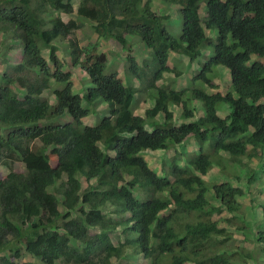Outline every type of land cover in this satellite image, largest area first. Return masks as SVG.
I'll list each match as a JSON object with an SVG mask.
<instances>
[{"label": "trees", "instance_id": "obj_1", "mask_svg": "<svg viewBox=\"0 0 264 264\" xmlns=\"http://www.w3.org/2000/svg\"><path fill=\"white\" fill-rule=\"evenodd\" d=\"M74 1L0 0V264H32L25 255L42 264L264 258V202L259 220L241 216V200L264 195V0ZM175 6L179 36L167 27ZM80 22L129 54V75L147 93L143 104L153 105L144 115L136 113L140 89L117 71L106 74L108 56L95 42L84 45ZM128 37L152 51L146 69ZM205 49L199 88L158 86L165 73L179 75L170 52L194 62ZM76 67L92 83L85 91L74 90ZM195 101L203 107L196 120ZM101 104L108 114L86 126ZM172 105L183 110L179 123ZM171 148L175 157L158 172L147 155ZM228 224L242 246L232 244Z\"/></svg>", "mask_w": 264, "mask_h": 264}, {"label": "rangeland", "instance_id": "obj_2", "mask_svg": "<svg viewBox=\"0 0 264 264\" xmlns=\"http://www.w3.org/2000/svg\"><path fill=\"white\" fill-rule=\"evenodd\" d=\"M74 4H75V7L77 8V6L79 4V1L75 0ZM64 18H65V20H69V18H77V14H75L73 16L64 15ZM172 20L175 23H172L171 25H169V23H167V27L169 29V32L172 33L175 36H179L181 34V31H182V16H181V14H180V17H178V18L172 17ZM80 23H83V26H85V29L81 33V37H82V35L84 37L86 36L85 37L86 38V43L84 45L89 43L90 40H91L90 42H94L96 40V37H95L96 35L91 36L92 34H91V31H90V28H89L90 24H87L88 22H80ZM131 44L135 47V51L137 52V54L139 56L141 65L144 66V64H146V62L149 60V53H147L145 51V47L143 46L140 38H138V37L133 38L132 37L131 38ZM100 45H101V47H103V49L106 52L109 53V56L112 59H114L115 57L117 58V61H118L117 63L115 61H112V62L118 66L119 71H123L125 63H124V58L122 57V54H121V49L115 43H113L112 41H107V42H104L103 44H100ZM4 47L5 46L3 45L2 35H1L0 36V51H2L4 49ZM151 55L152 54H150V56ZM177 59L180 60L181 62H184V63L186 62L183 58H180V57H177L175 55H172L171 59H170L171 66H175L178 63ZM207 59H208V57H205L204 59H202V60H200L198 62H195L191 66V68H189V69H187L186 64H185V66L182 65L181 69L185 73V79H186L187 83L191 82V79L193 78V76H195L200 71V67L202 66V64ZM154 61H155V59H154ZM188 64L189 63H187V65ZM3 70H6L5 66H3ZM113 71L114 70L112 69L111 65H109V67L107 68L106 74H110ZM167 77H169V75H167ZM85 82H87V84H89L88 87H90L91 84H92L91 82H89V80H86ZM164 83H165V80H164ZM167 83H168V81H167ZM83 105L85 107L89 108V109H92V110L95 109L94 106L87 105L86 102H84ZM96 110H97V112H93L92 115H90L87 119H85V122H86L85 125L86 126H95V125H97L99 120L102 119L104 116H106L108 114L109 108H108L107 104L106 105L104 104L102 109H96ZM226 113H228V112L224 111V112L221 113V115L225 116ZM68 119H70V118H69L68 115H66L62 120H59V122L66 123L68 121ZM174 153L175 152H172V153H170V152L169 153L160 152V153L151 154V155L148 154L147 158H148L151 166L154 167L158 172H160L162 162L164 160H167V159L170 160L172 158V156L174 155ZM16 167L19 170H21L23 168L22 164H20V163H17ZM3 171L5 172L4 169H3ZM261 187H262L261 185L259 186L257 184V186H253L251 188V190H254L255 192H257V191H260ZM263 198H264V195L261 192L260 199H263ZM242 201H243V205L246 206V207L244 208L243 213H241V216H243V217L247 218L248 220L252 221L251 215L252 216L255 215L256 219L259 220L261 218L260 210H257L258 206L255 205L258 202V200H256V202L253 204L250 201V197L248 196L245 199H243ZM228 230H229L230 233L233 234L234 242L232 244L234 246H238V247L242 246L243 243H244V236L241 233H237L235 227L229 226V224H228ZM252 247L253 246L250 245L248 247V249H252ZM261 258L262 257L260 255H256V260H258L257 262L252 263L251 260H249V259H247L246 261H247L248 264H264V260H262ZM22 262L23 263L24 262H28V263H32V264H42L40 261H38L37 259H35V258H33L32 256H29V255H25L23 260H22Z\"/></svg>", "mask_w": 264, "mask_h": 264}, {"label": "clouds", "instance_id": "obj_3", "mask_svg": "<svg viewBox=\"0 0 264 264\" xmlns=\"http://www.w3.org/2000/svg\"><path fill=\"white\" fill-rule=\"evenodd\" d=\"M180 9L181 8L179 6H175V8H172V10L170 12L171 15L174 16V17H176V18H178L179 15L181 14L180 13ZM165 12H168V10H166ZM64 15H66V14H64ZM64 15H62V18L65 20ZM177 15H178V17H177ZM66 16H68V15H66ZM65 21H68V20H65ZM171 24L172 23L169 22V25H171ZM94 35H96V34L93 32L91 36H94ZM95 37H96V40L94 42L98 44V50H99V52L100 53H105L108 56V60H109L108 67H109V65H111L112 69L114 70L113 72L117 71L119 73L121 79L123 81H125L126 83H128V79L129 78L132 79L133 86L138 87L140 89V92L138 94H136V96H135L136 97L135 104L138 107V109H136V113L137 114L140 113L141 115H144V111H146V109H148V108H152L153 105H152L151 102L146 103V104H143V102L145 100H148L149 99L148 96H147V93L145 92V90H142V88L140 87L141 83L138 80H135V79L133 80L134 77H132L131 75H129V72H128V69H129L128 56H129V54L127 52L125 53L123 51L122 46L120 44L115 43V42L112 41L113 43H115L121 49V54H122V57L124 58L125 66L123 68V71H119L118 66L112 62V61H115L117 63L118 62L117 61V58L115 57L114 59H112L109 56V53L106 52L103 49V47H101V45H100V44H103L104 42H107V41L101 39L98 35H96ZM128 39H129L130 44H131V38L128 37ZM142 44L145 47V51L147 53H149V60L148 61H150L151 60L150 54H152V51L150 49H148L143 42H142ZM86 45H88V43ZM131 50H132L131 56H133L136 59V62L140 66V68L146 69L144 66L141 65L139 56H138L137 52L135 51V47L132 44H131ZM172 55H175L177 57L183 58L186 62L184 63V62H181L180 60L177 59V62L178 63L175 66H171L170 61H169V63H168L169 67L171 69L175 70V72H177L179 75H177L175 73H165L163 80L160 81V82H157L158 83V86H160V85L162 86V85H165V84H169V85L171 84V85L174 86L172 88H175V90H177V91H181L183 89H186V88L192 87V86L193 87H196V88H199V85H201V84L198 83V82H196L195 84H193V80L203 70V67L209 61V58L211 57V51L208 50V49L203 50V55L201 57H198L194 62H191V60L188 57H186L184 55H180V54L174 53V52H170V59H171V56ZM205 57H208V59L202 64V66L200 67V71L195 76H193V78L191 79V82L190 83H187V81L185 79V73L181 69L182 68V65L185 66V64H186L187 69H189V68H191V66L195 62H198V61L204 59ZM254 60H255V56L252 57V61H254ZM252 61H251V63H252ZM187 63H189V64L187 65ZM144 65H146V64H144ZM219 71L223 72L224 73V76L226 78H228V81H230L231 75L229 74V71L227 69H223L221 67V68H219ZM167 75H169V77H167ZM86 80H89V77L87 76L86 72L83 69H81L80 67H76L75 73L73 74V78H72V81L74 82V84H73L74 85V90L75 91H78V90L85 91V90H87L89 84H87V82H85ZM164 80H165V83H164ZM167 81H168V83H167ZM89 82H90V80H89ZM208 90L211 91L213 94H215L217 92L216 89H208ZM193 105L196 108V112H195V120H196V119L200 118L203 115V107H202V104L200 102H198V101L193 102ZM103 106H104V104H101V106L99 108H101ZM220 110H221V112H219V114H220L221 117H225L228 114V113H226L225 116H222L221 115L222 112H224V111L230 112L229 109L227 110V107H225V106H223ZM171 111L174 114L175 123H179V122H181L183 120V110H182L181 107L176 106V105H172L171 106ZM194 148L195 147H193L192 149L194 150ZM249 149L251 150V148H249ZM192 151H190V153H188V154L189 155H194V153H192ZM160 152H166V153H169L170 152V153H172V152H174V148H171L168 151H160ZM160 152H158V153H160ZM173 157H175V153L172 156V158ZM167 160L169 161V159H167ZM164 161H166V160H164ZM181 165L182 166L186 165V162L181 163ZM263 202H264V198L263 199H258V202L255 204L256 206H258L257 210H260V212H261V209L259 208V205L261 203H263ZM251 243L253 245L252 248H254L253 240L251 241ZM262 259H264V258L262 257Z\"/></svg>", "mask_w": 264, "mask_h": 264}]
</instances>
